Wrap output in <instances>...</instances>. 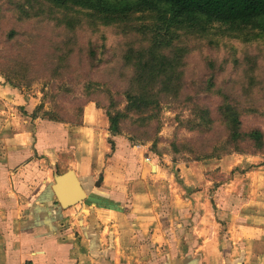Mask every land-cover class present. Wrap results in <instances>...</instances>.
I'll return each mask as SVG.
<instances>
[{"label": "crops", "instance_id": "obj_1", "mask_svg": "<svg viewBox=\"0 0 264 264\" xmlns=\"http://www.w3.org/2000/svg\"><path fill=\"white\" fill-rule=\"evenodd\" d=\"M32 99L0 74V264H264L263 158L156 159L93 102L71 125ZM68 172L87 199L66 209Z\"/></svg>", "mask_w": 264, "mask_h": 264}, {"label": "trees", "instance_id": "obj_2", "mask_svg": "<svg viewBox=\"0 0 264 264\" xmlns=\"http://www.w3.org/2000/svg\"><path fill=\"white\" fill-rule=\"evenodd\" d=\"M20 12L26 18L38 16L41 11L53 14L56 25H63L67 38L49 40L52 51L45 58L28 53L21 43L15 47L17 54L1 57L0 71L16 88L30 86L38 76H43L52 87L49 93L56 111L46 112L51 121L83 123L85 106L91 102L106 105L110 132L113 136H126L132 142L136 139L153 141L152 150L158 152L157 134L152 124L158 120L162 105L169 103L177 108H189L190 117L181 121V127L199 131L198 137L184 138L180 143L173 141L171 150L174 159L178 155L187 156L188 160L201 161L220 159L234 152L241 154L264 155V129L247 127L242 117L248 109H243L239 101L225 95L223 101L211 103L212 88L195 90L187 88L184 66L187 48L179 49L171 44L155 46L149 41L137 43L127 41L120 44L121 57L99 59L105 54V46L89 42L87 48L79 43V31L100 22L105 26L121 25L120 32L132 34L130 26L134 14L140 12H163L172 23L183 30L185 35L208 34L213 25L226 27L231 32H240L247 28L264 33V0H14ZM29 6L25 9L24 5ZM84 10L85 12H81ZM60 14V16H59ZM88 31H92L86 29ZM126 30L128 32H126ZM116 34H119L116 32ZM15 35L10 37L14 40ZM81 57L73 58L76 52ZM77 59V61H76ZM108 65L112 72L103 79L98 70ZM117 68H131L128 74L116 75ZM40 69H43L42 72ZM46 75H41V74ZM117 76H125L127 85L122 97L109 94V105L99 98L102 93L101 83L112 82ZM58 80V81H53ZM69 83H82L84 99L68 96L74 93ZM56 86L61 88L56 91ZM68 103L74 113L67 111ZM125 103L124 109L121 104ZM104 107V106H103ZM42 109L38 105L34 116H39ZM264 114V113H263ZM130 119V123H127ZM127 134V135H126ZM155 139V140H154ZM178 140V139H177ZM112 143V142H111ZM114 146V143H112Z\"/></svg>", "mask_w": 264, "mask_h": 264}, {"label": "rangeland", "instance_id": "obj_3", "mask_svg": "<svg viewBox=\"0 0 264 264\" xmlns=\"http://www.w3.org/2000/svg\"><path fill=\"white\" fill-rule=\"evenodd\" d=\"M24 8L29 9V6L25 4ZM18 9L14 0H0L1 57H11L17 54L18 51L15 47L21 43L23 47L28 49L29 54L33 52L34 56L46 58L52 52L48 45L49 40L60 41L67 38L68 34L65 27L56 25L52 13L41 11L38 16L26 18L25 13ZM80 11L85 12L84 10ZM133 17L134 20L130 26L135 30H132V34L121 33L119 30L120 27H123L121 25L105 26L100 22L93 21L91 26H83L92 31L81 29L77 39L83 48H87L89 42L104 45L105 54L102 56L100 51L98 58L105 60L110 58L113 61L118 56L121 57L120 44L124 45L127 41H133L137 44L147 40L155 46L168 43L179 49L187 48L184 57L186 61L184 70L187 75L186 87L201 91L212 88L211 103H219L221 100L223 101L225 95H229L239 101L238 104L242 105L243 109H248L246 116L242 117L245 126L264 129V33L251 28L240 32H231L226 30V27L215 24L206 35L201 33L185 35V32L178 28L175 23H172L170 17L163 12H140L134 14ZM126 32L128 31L126 30ZM14 35L16 36L15 39H10ZM81 56L82 54L77 51L73 58ZM2 61L0 58V62ZM40 70L44 71L43 69ZM110 72L112 71L109 66L104 65L98 70L99 78L103 79ZM128 72H132V69L117 68L113 71L116 75L121 73L126 75ZM0 74L7 79L2 71ZM126 85L125 76H117L112 82L104 81L101 83L103 90L99 94V98L109 105V94L113 97L116 92H119L120 94L116 96L122 97ZM69 86L75 91L68 96V100L84 99L82 83L77 85L69 83ZM60 89L56 86V91L59 92ZM20 90L32 97L31 101L35 104L38 103L37 106H42L38 112L39 117L48 119L45 113L56 111L49 94L52 87L49 86L45 77L38 76L30 86L23 85ZM65 105L70 114L74 113V109L68 103ZM99 106L106 115V105ZM120 107L124 109L125 103L121 104ZM189 110V108H177L169 103L162 105L158 120L152 124L154 130L159 128V133L155 139L157 140L158 152L161 153L152 150L153 141L136 139L134 143L148 146V149L157 157L156 159L168 156L175 162H193L181 154L175 160L171 150L173 141L180 143L184 138L202 135L199 131L190 130L189 127H181V121L190 117ZM130 122V119H127V123ZM67 124L76 125L77 123ZM230 155L258 156L264 159L263 154L252 155L234 152Z\"/></svg>", "mask_w": 264, "mask_h": 264}, {"label": "water", "instance_id": "obj_4", "mask_svg": "<svg viewBox=\"0 0 264 264\" xmlns=\"http://www.w3.org/2000/svg\"><path fill=\"white\" fill-rule=\"evenodd\" d=\"M54 191L59 203L66 209L87 199L82 182L73 172L58 176L54 185Z\"/></svg>", "mask_w": 264, "mask_h": 264}, {"label": "built area", "instance_id": "obj_5", "mask_svg": "<svg viewBox=\"0 0 264 264\" xmlns=\"http://www.w3.org/2000/svg\"><path fill=\"white\" fill-rule=\"evenodd\" d=\"M146 161H147L148 163H152V162L154 161V157H152V156H148L147 159H146Z\"/></svg>", "mask_w": 264, "mask_h": 264}]
</instances>
